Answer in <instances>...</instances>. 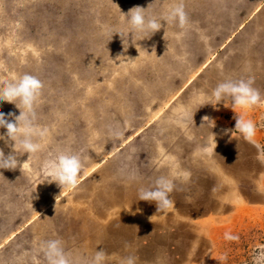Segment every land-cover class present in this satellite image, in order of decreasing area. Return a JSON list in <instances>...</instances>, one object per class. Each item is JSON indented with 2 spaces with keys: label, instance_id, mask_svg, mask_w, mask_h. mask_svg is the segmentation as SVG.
<instances>
[{
  "label": "rangeland",
  "instance_id": "rangeland-1",
  "mask_svg": "<svg viewBox=\"0 0 264 264\" xmlns=\"http://www.w3.org/2000/svg\"><path fill=\"white\" fill-rule=\"evenodd\" d=\"M178 2L0 0V87L37 76L47 129L27 168L0 169V264H47L50 239L77 264L101 249L102 264H264V103L234 112L211 98L221 81L251 78L264 100V0H183L188 28L162 21L128 46L122 14L151 4L159 17ZM0 112L19 115L7 102ZM236 115L254 123L251 140ZM60 154L81 158L75 189L48 183ZM160 176L174 207L157 211L139 189Z\"/></svg>",
  "mask_w": 264,
  "mask_h": 264
},
{
  "label": "clouds",
  "instance_id": "clouds-1",
  "mask_svg": "<svg viewBox=\"0 0 264 264\" xmlns=\"http://www.w3.org/2000/svg\"><path fill=\"white\" fill-rule=\"evenodd\" d=\"M150 5H148L147 9L135 6L129 10L127 15L121 13L127 18L129 25L128 46L129 35H131V40L135 39L137 35L142 38L141 41L145 40L143 37L150 39L152 35L164 27L162 21L166 25L176 24L181 29H186L190 26V20L185 11L183 0H179L178 3L159 17L147 14ZM116 34H119L124 44L125 33L118 32ZM135 46L140 48L139 44ZM127 48L125 49L124 47L125 51H127ZM119 58L134 61L124 56H118L117 59ZM252 85L253 80L251 78L247 80L243 78L239 80L225 79L212 90L211 98L217 102L216 105L230 99L231 108L234 112L236 109L249 110L264 103L260 91ZM43 88V82L37 76L31 74H24L15 82L7 83L0 87V102L14 104L19 109L18 116L15 113H8L6 116L3 112H0V128L6 130L5 135H0V140H4L6 145L12 149L8 155H5L4 150L0 149V169L14 171L18 167L20 169L27 168L36 155L42 151L43 145L39 140L46 137L47 129L41 128L36 124V109L40 103ZM235 120V129L239 130L245 139L251 140L256 133L254 123L251 120H246L242 115H236ZM203 121L211 120L205 116ZM201 126H203V123ZM109 131L116 138L123 135V131L118 127L110 128ZM18 152L27 153L28 159L21 163L18 160V156H21L18 155ZM82 167L83 164L79 155L60 154L56 160L48 164L47 171L50 177L48 183H56L62 190L75 189L80 182ZM0 176H3L2 173H0ZM185 176H187L186 173ZM174 188L175 185L172 180L165 176H160L155 180V187H142L139 189V200L154 202L157 206V211L172 208L174 207V201L170 198V194L174 191ZM37 215L39 214L37 213ZM152 218L150 217L149 220L152 221ZM40 250L43 252L47 264H77L76 261L69 258L62 246V242L58 239L41 242ZM105 255L103 249L97 251L90 264H102ZM122 264H136V261L134 257L128 256L123 259Z\"/></svg>",
  "mask_w": 264,
  "mask_h": 264
}]
</instances>
